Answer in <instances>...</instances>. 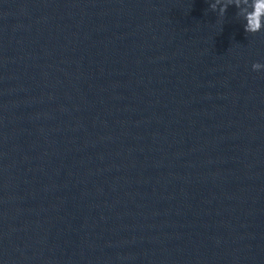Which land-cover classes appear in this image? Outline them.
<instances>
[{
  "label": "water",
  "instance_id": "water-1",
  "mask_svg": "<svg viewBox=\"0 0 264 264\" xmlns=\"http://www.w3.org/2000/svg\"><path fill=\"white\" fill-rule=\"evenodd\" d=\"M211 2L0 0V264H264V30Z\"/></svg>",
  "mask_w": 264,
  "mask_h": 264
},
{
  "label": "clouds",
  "instance_id": "clouds-1",
  "mask_svg": "<svg viewBox=\"0 0 264 264\" xmlns=\"http://www.w3.org/2000/svg\"><path fill=\"white\" fill-rule=\"evenodd\" d=\"M219 6V7H218ZM229 6H235L236 15L242 18L246 33L255 34L264 30V0H213L209 4L212 11H218L220 17H224ZM253 71L264 69V64L253 62Z\"/></svg>",
  "mask_w": 264,
  "mask_h": 264
}]
</instances>
